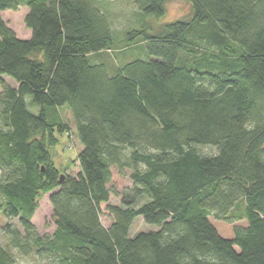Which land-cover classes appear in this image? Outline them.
Instances as JSON below:
<instances>
[{
  "label": "trees",
  "instance_id": "trees-1",
  "mask_svg": "<svg viewBox=\"0 0 264 264\" xmlns=\"http://www.w3.org/2000/svg\"><path fill=\"white\" fill-rule=\"evenodd\" d=\"M96 1L0 0V213L23 229L4 225L0 264H18L11 248L43 264H264V0H191L187 16L130 28L119 47ZM168 1L134 3L160 17ZM21 5L27 39L1 14ZM109 50L121 64L102 59ZM62 106L83 144L76 175L49 150L68 128ZM113 167L132 182L122 193ZM47 193L50 236L32 221ZM138 217L157 228L132 234Z\"/></svg>",
  "mask_w": 264,
  "mask_h": 264
},
{
  "label": "rangeland",
  "instance_id": "rangeland-1",
  "mask_svg": "<svg viewBox=\"0 0 264 264\" xmlns=\"http://www.w3.org/2000/svg\"><path fill=\"white\" fill-rule=\"evenodd\" d=\"M96 4L107 14L117 47L122 46L123 43L126 42H124V38L126 37V31L130 30V28H140L147 24L155 31L167 22L187 16L191 13L192 9L191 0H170L166 5V13L158 17L154 14H146L140 11L135 5L134 0H97ZM27 10L28 7L26 5H21L17 10L8 9L1 14L9 26L14 28L18 34L24 35L26 31L25 14ZM106 53L107 54L103 55L102 59L108 62L109 65L117 66V63L121 64L116 57V53L119 52H116V50H109ZM123 54L124 56L128 55L127 58L131 57L129 60L134 58H147L146 52H142L138 49H131ZM188 58H190V56ZM4 80L12 86L16 85V82L9 77H5ZM30 100L31 97H27L29 109L34 113H38L41 109L40 106L32 104ZM60 114L67 123L68 128L62 133L56 132L57 142L52 145L49 150L52 153L53 162L60 173L76 175L80 170L77 158L79 152L83 149V144L77 136L76 122L71 109L68 106H62L60 108ZM203 150L210 152L214 149L211 147H204ZM131 185L132 182L130 178L120 175L117 168L113 167V176L109 186L122 193L125 189L131 187ZM49 197L50 193H47L39 198V207L32 217V221L38 232L44 236L53 235L56 229L55 220L53 218V206L50 203ZM109 203L119 205L121 203V197L112 194ZM101 221L106 227H110L113 223V217L107 210V203L102 204ZM8 222H12L15 226L23 230L19 223V218H8L0 213V241L6 248L9 246L3 227ZM215 223V226L219 230L226 231L229 235H232L233 228L232 226L230 227V224L228 225L224 221L219 220H216ZM246 223L244 219H241L235 224L246 225ZM156 228L157 227L145 223L142 217H138L132 226L131 233L136 234L141 231H150ZM224 236L229 237L227 235ZM11 251L18 264H43L48 260L34 253L26 256L22 255L16 249L11 248Z\"/></svg>",
  "mask_w": 264,
  "mask_h": 264
},
{
  "label": "crops",
  "instance_id": "crops-1",
  "mask_svg": "<svg viewBox=\"0 0 264 264\" xmlns=\"http://www.w3.org/2000/svg\"><path fill=\"white\" fill-rule=\"evenodd\" d=\"M27 12H28V10H27ZM27 12H26V14H27ZM26 14H25V16H26ZM13 29H14V28H13ZM16 33H17V32H16ZM17 35H18V37H20V38L27 39V38H30V37H31L32 32H31V30H30L29 28L26 27V31H25L24 35H20V34H18V33H17ZM4 78H5V77H3V79H4Z\"/></svg>",
  "mask_w": 264,
  "mask_h": 264
},
{
  "label": "water",
  "instance_id": "water-1",
  "mask_svg": "<svg viewBox=\"0 0 264 264\" xmlns=\"http://www.w3.org/2000/svg\"><path fill=\"white\" fill-rule=\"evenodd\" d=\"M63 179H64V176L62 175V176H61V180H63Z\"/></svg>",
  "mask_w": 264,
  "mask_h": 264
}]
</instances>
